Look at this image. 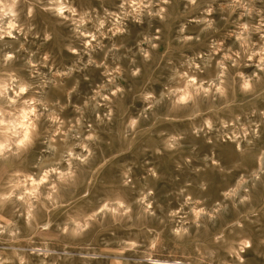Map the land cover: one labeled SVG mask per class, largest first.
<instances>
[{"label":"rangeland","instance_id":"1","mask_svg":"<svg viewBox=\"0 0 264 264\" xmlns=\"http://www.w3.org/2000/svg\"><path fill=\"white\" fill-rule=\"evenodd\" d=\"M0 264H264V0H0Z\"/></svg>","mask_w":264,"mask_h":264},{"label":"bare ground","instance_id":"2","mask_svg":"<svg viewBox=\"0 0 264 264\" xmlns=\"http://www.w3.org/2000/svg\"><path fill=\"white\" fill-rule=\"evenodd\" d=\"M9 26V25H8ZM13 35V34H12ZM189 91V90H188ZM189 93V92H188ZM190 96V95H189ZM29 128V127H28ZM27 130H29V129H27ZM26 137H27V135H26ZM27 138H29V137H27ZM2 144V143H1ZM2 146V145H1ZM44 181V180H43ZM33 208V207H32Z\"/></svg>","mask_w":264,"mask_h":264}]
</instances>
